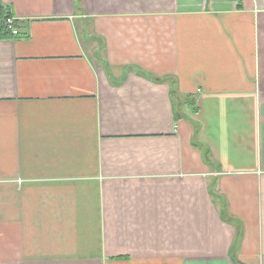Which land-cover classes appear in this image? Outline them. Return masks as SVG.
<instances>
[{"label":"crops","instance_id":"0c3cea01","mask_svg":"<svg viewBox=\"0 0 264 264\" xmlns=\"http://www.w3.org/2000/svg\"><path fill=\"white\" fill-rule=\"evenodd\" d=\"M0 5V264H264V0Z\"/></svg>","mask_w":264,"mask_h":264},{"label":"trees","instance_id":"16d2710c","mask_svg":"<svg viewBox=\"0 0 264 264\" xmlns=\"http://www.w3.org/2000/svg\"><path fill=\"white\" fill-rule=\"evenodd\" d=\"M7 18H11L8 10L0 5V39L9 38L13 35L5 28L4 23Z\"/></svg>","mask_w":264,"mask_h":264},{"label":"built area","instance_id":"2783aa9c","mask_svg":"<svg viewBox=\"0 0 264 264\" xmlns=\"http://www.w3.org/2000/svg\"><path fill=\"white\" fill-rule=\"evenodd\" d=\"M4 26L13 36L17 34L15 20L13 18H7L5 20Z\"/></svg>","mask_w":264,"mask_h":264}]
</instances>
